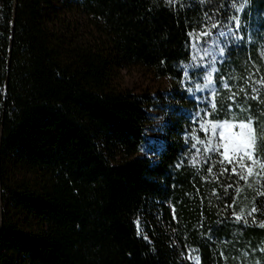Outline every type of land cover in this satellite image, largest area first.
<instances>
[{
	"label": "trees",
	"instance_id": "16d2710c",
	"mask_svg": "<svg viewBox=\"0 0 264 264\" xmlns=\"http://www.w3.org/2000/svg\"><path fill=\"white\" fill-rule=\"evenodd\" d=\"M251 6L264 0H0V264H264ZM132 64L180 84L157 159L138 154L151 96L112 85ZM249 116L259 163L245 182L211 125ZM156 214L149 241L136 221Z\"/></svg>",
	"mask_w": 264,
	"mask_h": 264
},
{
	"label": "rangeland",
	"instance_id": "374dc122",
	"mask_svg": "<svg viewBox=\"0 0 264 264\" xmlns=\"http://www.w3.org/2000/svg\"><path fill=\"white\" fill-rule=\"evenodd\" d=\"M75 18V17H74ZM79 19L87 37L97 45H104L107 40L106 30L96 19L80 16ZM75 19V20H76ZM264 10H257L251 6L249 19V44L255 49L259 58L257 71L258 79L264 78ZM262 68V69H261ZM112 85L119 89H129L138 93H145L151 96L152 101L147 108L150 121L147 125L143 144L138 154L140 156L157 159L159 151L166 142L168 135L166 126L173 116L174 107L179 104L175 90L180 84L170 76H161L156 71L143 64H132L129 66L117 67L114 71ZM264 91V83H260ZM140 234L150 241L149 232L162 226V215L147 221L139 220Z\"/></svg>",
	"mask_w": 264,
	"mask_h": 264
},
{
	"label": "snow or ice",
	"instance_id": "6c2138e0",
	"mask_svg": "<svg viewBox=\"0 0 264 264\" xmlns=\"http://www.w3.org/2000/svg\"><path fill=\"white\" fill-rule=\"evenodd\" d=\"M169 3H174V0H169ZM213 27H215V25H213ZM236 27L239 28L238 20L236 21ZM221 35H223V33ZM256 83H264V78L256 81ZM225 87H227V85H225ZM252 91L255 93L257 92V89L253 87ZM230 99H234V96L230 97ZM253 99H259V95L257 94L256 96H253ZM253 124L254 120L249 116L247 122H229L226 120L219 125L215 123L211 125L212 134L214 136L217 134L216 129L218 127L221 129L219 132V138L222 143L216 148V151H220L221 147L223 148V151L220 153L222 156L221 163L227 161L229 164L234 165L232 167V174L240 175V179L245 182H247L248 178L253 175V168L259 163V160L255 155L257 137L255 130L252 127ZM233 129H238V131H233ZM245 160L249 161L250 164H246ZM238 168L245 170L247 175H241L238 173ZM259 168L264 171V163H259ZM209 171H211V169H209ZM225 171H227V169H225ZM255 175L259 178L261 173L257 172ZM248 186L251 187L250 184ZM229 187H231V185ZM237 194H239V189L237 190ZM257 194L264 195V192H259ZM256 211L257 209L253 207L249 215H252V213H255ZM136 224L139 228L140 221L137 220ZM197 264H199L198 261Z\"/></svg>",
	"mask_w": 264,
	"mask_h": 264
}]
</instances>
